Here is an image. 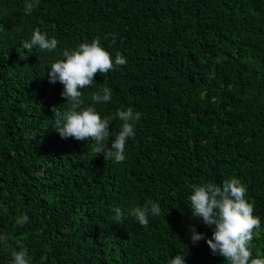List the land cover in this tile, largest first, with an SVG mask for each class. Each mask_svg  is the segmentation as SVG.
<instances>
[{
    "label": "trees",
    "instance_id": "obj_1",
    "mask_svg": "<svg viewBox=\"0 0 264 264\" xmlns=\"http://www.w3.org/2000/svg\"><path fill=\"white\" fill-rule=\"evenodd\" d=\"M24 5L0 0V264L23 247L31 264H168L178 253L224 264L206 239L191 243L190 226L206 238L213 229L192 218L189 196L232 177L261 219L252 252L264 257V0H40L30 15ZM36 28L55 51L22 48ZM96 37L127 64L97 73L82 106L108 87L111 102L95 104L102 118L141 113L119 163L54 130L52 107L71 102L47 71ZM149 201L162 211L142 227L130 210Z\"/></svg>",
    "mask_w": 264,
    "mask_h": 264
},
{
    "label": "clouds",
    "instance_id": "obj_2",
    "mask_svg": "<svg viewBox=\"0 0 264 264\" xmlns=\"http://www.w3.org/2000/svg\"><path fill=\"white\" fill-rule=\"evenodd\" d=\"M40 0H25L24 12L30 15L32 10L39 5ZM58 40L49 37L40 28L33 30L30 40L22 42V48L30 52L34 47L41 51L52 52L58 47ZM115 43V36H113ZM19 60H27L25 52L18 51ZM64 59L53 62L47 71L50 83L59 81L64 90L61 93L71 107L61 111L58 106H53L54 130L61 138H74L77 141H95L96 155L103 153L104 159H114L123 162L126 159L125 149L130 138L135 137V125L141 118V113L134 112L131 107L118 110L113 117H101L97 111L96 103H109L113 93L108 87H102L91 95L92 103L82 106V91L93 84L97 73L103 75L113 70L116 66H124L127 59L117 52L113 60L112 55L101 45L99 37L91 42L80 43L74 49H65L62 52ZM119 119L122 124L114 134L109 130L114 119ZM113 137L111 147H108L109 138ZM35 139V135L33 136ZM247 187L239 178L226 179L218 185L214 182H204L192 185L189 196L192 218L200 221L213 229L211 238H206L204 233L196 231L195 226H190V240L193 245L202 239L213 255L224 258V264H264V257L253 256L252 241L254 234L261 228V219L254 215V204L249 202ZM157 202L149 201L143 206L130 210L131 216L142 226L149 225V216H158L161 213ZM113 219L121 223L124 213L121 208L114 209ZM28 216L17 219V224L28 222ZM7 237L0 235V243H7ZM10 264H31V257L26 247L11 252ZM168 264H185V255L178 253L170 258Z\"/></svg>",
    "mask_w": 264,
    "mask_h": 264
}]
</instances>
